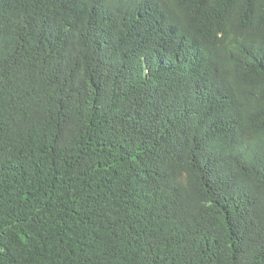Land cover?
<instances>
[{"label": "trees", "instance_id": "obj_1", "mask_svg": "<svg viewBox=\"0 0 264 264\" xmlns=\"http://www.w3.org/2000/svg\"><path fill=\"white\" fill-rule=\"evenodd\" d=\"M0 264H264V0H0Z\"/></svg>", "mask_w": 264, "mask_h": 264}]
</instances>
